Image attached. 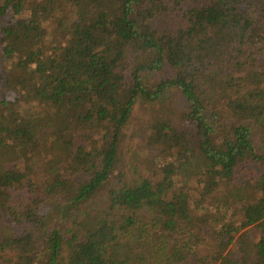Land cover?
Wrapping results in <instances>:
<instances>
[{"label":"trees","instance_id":"16d2710c","mask_svg":"<svg viewBox=\"0 0 264 264\" xmlns=\"http://www.w3.org/2000/svg\"><path fill=\"white\" fill-rule=\"evenodd\" d=\"M0 59V264H264V0H0Z\"/></svg>","mask_w":264,"mask_h":264},{"label":"rangeland","instance_id":"374dc122","mask_svg":"<svg viewBox=\"0 0 264 264\" xmlns=\"http://www.w3.org/2000/svg\"><path fill=\"white\" fill-rule=\"evenodd\" d=\"M167 9L163 13L157 14L156 17L151 21L152 26H155L158 29H164L168 31H175L182 26H185V22L181 20L180 13L172 6L171 3L167 2ZM6 62L0 59V69H5ZM0 70V79L3 78L5 72ZM29 107L23 106V112L28 113ZM182 111L178 107V102L174 95H165L161 101L158 103L151 104H137L134 108L133 115L129 125L124 131V135L121 138L119 143V157H120V167H129V165L140 164L142 161L147 164L146 153L143 150V138L147 132L149 123L159 116H171L177 117L178 114ZM173 159L170 155L166 153L157 158H153L149 164L146 165V168L151 164L152 167L156 168L162 167L163 164L172 162ZM151 166L149 169H151ZM145 166H143L144 169ZM180 175V174H179ZM181 177V176H180ZM180 179V178H179ZM53 206L48 210L47 216L53 215ZM3 228V227H1ZM209 238V236L207 235ZM250 239L253 242L258 240V235L253 233H246V230H241L240 232L234 235L235 242L240 239ZM130 263V262H129ZM131 261L130 264H134Z\"/></svg>","mask_w":264,"mask_h":264}]
</instances>
